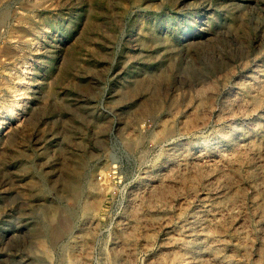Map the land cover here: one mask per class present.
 <instances>
[{"label": "rangeland", "instance_id": "obj_1", "mask_svg": "<svg viewBox=\"0 0 264 264\" xmlns=\"http://www.w3.org/2000/svg\"><path fill=\"white\" fill-rule=\"evenodd\" d=\"M0 264H264V0H0Z\"/></svg>", "mask_w": 264, "mask_h": 264}, {"label": "bare ground", "instance_id": "obj_2", "mask_svg": "<svg viewBox=\"0 0 264 264\" xmlns=\"http://www.w3.org/2000/svg\"><path fill=\"white\" fill-rule=\"evenodd\" d=\"M13 117H14V114H12V113H11V119H12ZM71 185H73V186H74V184H73V183H71Z\"/></svg>", "mask_w": 264, "mask_h": 264}]
</instances>
